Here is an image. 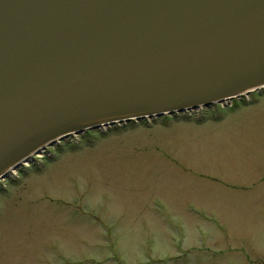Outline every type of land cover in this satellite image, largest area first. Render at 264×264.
Listing matches in <instances>:
<instances>
[{
    "label": "rangeland",
    "instance_id": "obj_1",
    "mask_svg": "<svg viewBox=\"0 0 264 264\" xmlns=\"http://www.w3.org/2000/svg\"><path fill=\"white\" fill-rule=\"evenodd\" d=\"M236 100L34 156L0 182V264H264V90Z\"/></svg>",
    "mask_w": 264,
    "mask_h": 264
},
{
    "label": "water",
    "instance_id": "obj_2",
    "mask_svg": "<svg viewBox=\"0 0 264 264\" xmlns=\"http://www.w3.org/2000/svg\"><path fill=\"white\" fill-rule=\"evenodd\" d=\"M264 89V0H0V182L59 142Z\"/></svg>",
    "mask_w": 264,
    "mask_h": 264
},
{
    "label": "bare ground",
    "instance_id": "obj_3",
    "mask_svg": "<svg viewBox=\"0 0 264 264\" xmlns=\"http://www.w3.org/2000/svg\"><path fill=\"white\" fill-rule=\"evenodd\" d=\"M26 164H29V163H26ZM13 173V172H12Z\"/></svg>",
    "mask_w": 264,
    "mask_h": 264
}]
</instances>
